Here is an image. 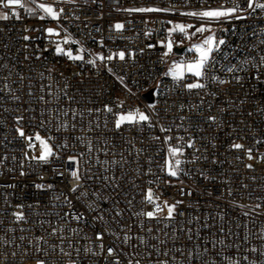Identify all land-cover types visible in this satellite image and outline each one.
Masks as SVG:
<instances>
[{"label": "built area", "instance_id": "built-area-1", "mask_svg": "<svg viewBox=\"0 0 264 264\" xmlns=\"http://www.w3.org/2000/svg\"><path fill=\"white\" fill-rule=\"evenodd\" d=\"M49 2L64 9L59 20H41L44 13L34 7L35 14L15 8L21 17L16 19L0 7L9 14L0 20V264H36L37 258L47 264H106L104 253L86 251H100L97 232L104 233L105 248L122 253V264H225L224 256L264 264V9L247 10L246 0ZM234 4L244 10L219 21L186 15ZM135 8L167 11H126ZM178 22L204 26L224 41L199 79L185 74L175 80L166 72L171 57L182 63L199 57L197 44L185 42L186 33L164 55L167 25ZM116 23L124 28L116 31ZM47 28L60 36H49ZM58 43L84 59L57 54ZM182 45V53L174 51ZM120 51L126 53L123 61L96 59ZM196 82L204 87H186ZM150 90L152 101L145 97ZM137 108L150 122L115 127V114ZM17 128L33 137L34 148ZM38 132L56 153L47 163L25 158L39 155ZM170 146H181L182 154L170 157ZM69 156L77 158L81 175L75 192L70 170L77 164ZM170 159L181 160L177 177L168 175ZM149 187L157 203L183 202L173 219L163 218L166 210L159 219L139 215L154 208L145 201ZM16 212L25 219L17 221ZM53 229L62 231L53 235ZM124 235L131 238L124 242Z\"/></svg>", "mask_w": 264, "mask_h": 264}, {"label": "snow or ice", "instance_id": "snow-or-ice-1", "mask_svg": "<svg viewBox=\"0 0 264 264\" xmlns=\"http://www.w3.org/2000/svg\"><path fill=\"white\" fill-rule=\"evenodd\" d=\"M33 4L35 5V9H39L44 13V15L39 16L41 20L45 19V17H50L53 20H59L61 18V15L64 12L63 8H60L57 10L52 4H47V3H37V0H32ZM56 2H67V3H75L76 0H56ZM87 2V0H86ZM95 2V0H93ZM247 3V10H255V9H264V3L258 2V0H246ZM0 7L4 9H10L12 10L11 14L13 17L16 19H20L19 13L14 11L15 8H22L25 9L26 12L29 14H35V9L31 7H26L25 4L22 2V0H0ZM244 9H241L238 4H234L233 7L231 8H226V9H216V10H205V11H200V12H189L186 13V15L193 16V17H199L201 19H205L208 21H219L222 18L233 16L234 14L242 11ZM126 11L130 12H161V11H167V9H159V8H135V9H127ZM236 18H240L239 16H236ZM9 19V14L7 12L0 13V20H8ZM191 27V26H188ZM124 28V24L122 23H116L114 25V29L116 31H121ZM179 30L181 33H185V25L183 24H177L174 29H171L170 31H175ZM38 31V30H37ZM49 36L55 35V36H60V32L56 31L53 28H47L45 30ZM205 31H208L207 28L205 27H198L195 29L196 33H203ZM24 40H29L31 37L29 36H24ZM63 42L65 44L69 43V39L67 37L64 38ZM72 43H78L77 41H71ZM102 43V42H101ZM218 44H224L223 40H220ZM217 42L214 40L213 36L209 35L206 39L203 40L202 44H197L195 45V50L196 52L199 53L198 59L189 62V63H176L174 66L169 70L170 74L172 75L173 79L175 80H183L185 77V73H189L192 76L196 78H200L205 75V67L206 64L209 62L211 54L213 53L214 49L218 47ZM151 47V45H150ZM173 50L172 47V42L169 41L167 44V52L164 53L165 56H167L169 53H171ZM55 51L57 54H62L66 55L70 60L73 61H80L83 60L84 57L82 55H73V52L71 50H65L64 48L61 47V45L58 43L56 45ZM82 52L83 49H80ZM114 58H118L119 60L123 61L126 58V53L124 51H120L118 53L110 54L107 57H105L102 54H98L96 59L104 62V61H112ZM88 63L95 65L96 60H89ZM231 71V69H229ZM111 71V69H109ZM121 81H123V78H120ZM223 83V81H221ZM186 87L191 90V89H200L204 87V84L196 82V83H188ZM119 106H123V102H120ZM149 107L155 108L154 104H150ZM183 107V106H181ZM105 111L111 113L113 109L111 107L105 106ZM67 115V113H65ZM115 127L117 129L121 128L122 125L124 124H130V125H137V124H143L145 122H150L151 117L149 114L141 111L140 109H135L128 111L126 113H118L115 114ZM22 117H17V121L19 122L22 120ZM209 119L215 120V117H210ZM162 132H168L170 129L161 127L160 129ZM16 131L18 132L19 136L22 138H25L28 141V147L29 148H34L35 145L32 143L33 137L31 136H26L25 132L23 131L22 128H17ZM34 139L39 142L40 146V153L38 156H31L29 157L28 154H25L26 159H33L37 160L39 162L47 163L50 158L54 157L56 153L54 152V147L49 144L48 139L42 138L38 133L35 135ZM155 139H160L159 137H155ZM172 137H165V142L170 141ZM188 147H192V144L189 143ZM233 148L235 149H243L244 146L242 144H233ZM248 153L249 159H253L251 153V149L246 150ZM168 153L170 157H178L182 154V148L180 147H174L170 146L168 148ZM68 160L70 162H73L77 164V167L73 168L70 170V175L71 177L77 182L75 186H73L70 190L72 192L77 191L79 187V181L81 179L79 167H78V160L76 157L69 156ZM167 165V171L168 175L171 177H177L179 172L181 171L180 165H181V160L180 159H175L174 163L170 159L166 161ZM247 167L251 168L252 165H247ZM63 175V173H60ZM21 175H24L22 172ZM42 179V177H41ZM151 183V182H150ZM37 188H44L45 185L42 184H37ZM48 188H51L52 185H47ZM183 191V190H182ZM188 195H191V193H187ZM58 199V197H57ZM159 197L155 196L153 193V190L149 187L147 189L146 195H145V201L153 205L154 208L153 210H149L146 212H141L139 215L145 216L148 219H159L161 218V214L165 212L166 210V215L163 216L164 219L171 220L174 218V213H176L177 206L181 203L182 201H177L174 204H169L167 201H163V203H157V200ZM67 200V198H66ZM67 203L71 205V201L67 200ZM22 207V206H21ZM91 207V206H90ZM257 208L260 207V205L256 206ZM249 213H245V215H248ZM15 216V219L17 221H23L25 219L24 215L22 212H16L13 214ZM69 215H72V218L79 221L83 219V217L80 214H72V213H65V217H68ZM100 219H103L100 217ZM57 231H62L60 229H53L52 234L55 235ZM71 231H75V229H72ZM151 231V230H149ZM264 235V234H262ZM131 237L128 235H124L122 237V240L124 242H127ZM247 237H245L246 239ZM23 239V237H21ZM42 238H37V244L40 243ZM141 242H143V237L140 238ZM191 239V237H190ZM104 240V233L103 232H97L95 234V242H98V247H99V252H93L91 248L86 249L87 252L92 253L93 255H99L101 253L105 254V260L106 264H122V261L120 259L122 253L115 247L113 246H108L105 248V245L103 243ZM220 244H223L224 241H219ZM71 247V245H69ZM229 247H232V245H229ZM37 251H42L41 248L37 247ZM207 249H205V252ZM253 252L257 251V249L253 248ZM61 252H63V249H61ZM220 253H217L219 255ZM15 255V253H13ZM64 255L70 256V253H64ZM166 256L167 253H164ZM110 258V259H109ZM225 264H241V261L239 259H233L232 256H224L223 257ZM243 260H248L247 256L243 257ZM36 264H47V261L44 259L37 258L36 259ZM70 264H76V261L72 260L70 261ZM129 264H133V262L130 260ZM135 264H139V261H136ZM159 264H167V261H161ZM211 264H214V262H211Z\"/></svg>", "mask_w": 264, "mask_h": 264}, {"label": "rangeland", "instance_id": "rangeland-1", "mask_svg": "<svg viewBox=\"0 0 264 264\" xmlns=\"http://www.w3.org/2000/svg\"><path fill=\"white\" fill-rule=\"evenodd\" d=\"M49 1H52V0H37V3H47V4H50ZM22 2L25 4L26 7H34L35 8V5L33 4L32 0H22ZM216 9H226V8L216 7V8H209V9L199 10V11H195V12H200V11H205V10H216ZM0 13H3V12L0 11ZM177 24H183V25H185V33H186V38L184 39L185 42H188L189 41V42L196 43V44H202L203 43V40L206 39L209 35L213 36V38L217 42V44L219 42V39L216 36L212 35L209 31H205L203 33H196L195 32V29L196 28L202 27V26H200V25H192V24H188V23H185L184 24V23H180V22H178V23H168V25H167L168 42L171 41L172 43H175L177 41H181L182 40L180 37H181V34H183V33L179 32V30L170 31L171 29H174ZM188 26H191V27H188ZM176 63H182V61L180 60V57L177 58V59L171 57L168 60V67H167V70H166V72L168 74H170V71L169 70ZM185 74H189V73H185ZM197 79H199V78H197ZM38 134L42 138L48 139V137H46L45 135H43V134H41L39 132H38ZM48 142H49V144H51V142L49 141V139H48ZM153 193H154V191H153Z\"/></svg>", "mask_w": 264, "mask_h": 264}, {"label": "water", "instance_id": "water-1", "mask_svg": "<svg viewBox=\"0 0 264 264\" xmlns=\"http://www.w3.org/2000/svg\"><path fill=\"white\" fill-rule=\"evenodd\" d=\"M186 48V45H182V46H175L174 47V51L177 53H182L183 50ZM145 97L149 100L152 101L153 100V90H150L148 93L145 94Z\"/></svg>", "mask_w": 264, "mask_h": 264}, {"label": "bare ground", "instance_id": "bare-ground-1", "mask_svg": "<svg viewBox=\"0 0 264 264\" xmlns=\"http://www.w3.org/2000/svg\"><path fill=\"white\" fill-rule=\"evenodd\" d=\"M232 90H239V83H232ZM174 147L181 148V146H174Z\"/></svg>", "mask_w": 264, "mask_h": 264}]
</instances>
